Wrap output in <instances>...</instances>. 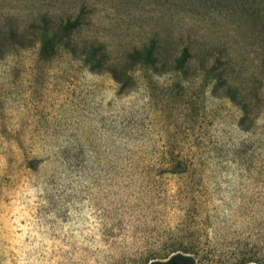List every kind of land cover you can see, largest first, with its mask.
I'll list each match as a JSON object with an SVG mask.
<instances>
[{"label":"rangeland","instance_id":"obj_1","mask_svg":"<svg viewBox=\"0 0 264 264\" xmlns=\"http://www.w3.org/2000/svg\"><path fill=\"white\" fill-rule=\"evenodd\" d=\"M153 263L264 264V0H0V264Z\"/></svg>","mask_w":264,"mask_h":264},{"label":"trees","instance_id":"obj_2","mask_svg":"<svg viewBox=\"0 0 264 264\" xmlns=\"http://www.w3.org/2000/svg\"><path fill=\"white\" fill-rule=\"evenodd\" d=\"M82 21L80 19V13L66 12L64 16H60L57 19L48 20L44 18L42 23H37L36 26L39 30H44L48 41H53L56 44L64 45L66 48L73 51L77 50V45L74 42V32L80 28ZM12 35L16 36V29H11ZM48 43L45 41V45ZM80 48V47H79ZM148 47L144 51H137L138 56L146 63L154 60V49ZM81 49V48H80ZM84 51V47H83ZM82 49L81 52L83 53ZM189 49L185 47L182 55L177 59L178 67L180 68L186 61ZM153 264H165V263H153Z\"/></svg>","mask_w":264,"mask_h":264}]
</instances>
